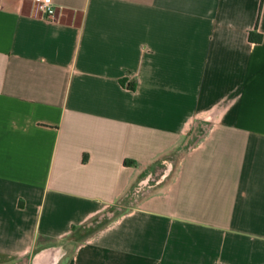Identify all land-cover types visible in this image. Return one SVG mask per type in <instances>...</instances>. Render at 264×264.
Listing matches in <instances>:
<instances>
[{
    "label": "crops",
    "instance_id": "obj_1",
    "mask_svg": "<svg viewBox=\"0 0 264 264\" xmlns=\"http://www.w3.org/2000/svg\"><path fill=\"white\" fill-rule=\"evenodd\" d=\"M50 3L0 0V264H264V0Z\"/></svg>",
    "mask_w": 264,
    "mask_h": 264
},
{
    "label": "rangeland",
    "instance_id": "obj_2",
    "mask_svg": "<svg viewBox=\"0 0 264 264\" xmlns=\"http://www.w3.org/2000/svg\"><path fill=\"white\" fill-rule=\"evenodd\" d=\"M176 158H173V161L170 162V164L168 163H161L158 162V164L154 167L155 171H150L148 176L145 178L143 185L145 184H149L151 183L155 178L159 177L162 173L165 174V178L170 177L173 174L176 162L175 160ZM167 165V166H166ZM139 186V185H138ZM134 186H132L129 190H127V193L125 195V207L128 208L129 206L133 205V196H134ZM121 205H119L118 207H112L111 212L105 215L100 216L99 218H96V221L92 222V225H98L99 223L103 222V221H107V219L109 217H111L112 215H115L118 211L122 210ZM91 225V224H90ZM7 264H27V260L25 257H21L18 258L15 261L9 262Z\"/></svg>",
    "mask_w": 264,
    "mask_h": 264
},
{
    "label": "built area",
    "instance_id": "obj_3",
    "mask_svg": "<svg viewBox=\"0 0 264 264\" xmlns=\"http://www.w3.org/2000/svg\"><path fill=\"white\" fill-rule=\"evenodd\" d=\"M36 6L45 18L52 20L57 18L50 0H36Z\"/></svg>",
    "mask_w": 264,
    "mask_h": 264
},
{
    "label": "trees",
    "instance_id": "obj_4",
    "mask_svg": "<svg viewBox=\"0 0 264 264\" xmlns=\"http://www.w3.org/2000/svg\"><path fill=\"white\" fill-rule=\"evenodd\" d=\"M249 37H250V38H255V39H257V40L259 39V37H254V35H252V33L249 34Z\"/></svg>",
    "mask_w": 264,
    "mask_h": 264
}]
</instances>
